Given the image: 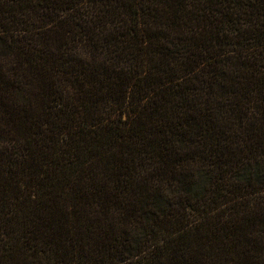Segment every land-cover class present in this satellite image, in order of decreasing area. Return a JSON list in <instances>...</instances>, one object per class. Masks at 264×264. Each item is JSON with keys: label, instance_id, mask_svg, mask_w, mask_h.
Wrapping results in <instances>:
<instances>
[{"label": "trees", "instance_id": "obj_1", "mask_svg": "<svg viewBox=\"0 0 264 264\" xmlns=\"http://www.w3.org/2000/svg\"><path fill=\"white\" fill-rule=\"evenodd\" d=\"M0 264H264V0H0Z\"/></svg>", "mask_w": 264, "mask_h": 264}]
</instances>
